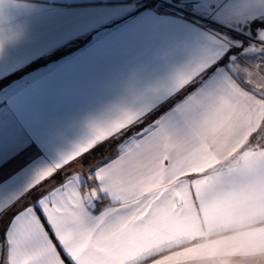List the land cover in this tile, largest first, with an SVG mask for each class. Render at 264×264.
Returning <instances> with one entry per match:
<instances>
[{
	"label": "crops",
	"instance_id": "0c3cea01",
	"mask_svg": "<svg viewBox=\"0 0 264 264\" xmlns=\"http://www.w3.org/2000/svg\"><path fill=\"white\" fill-rule=\"evenodd\" d=\"M191 12L0 0V130L35 144L0 190V264L16 213L27 264H264L240 243L264 234V55Z\"/></svg>",
	"mask_w": 264,
	"mask_h": 264
},
{
	"label": "snow or ice",
	"instance_id": "6c2138e0",
	"mask_svg": "<svg viewBox=\"0 0 264 264\" xmlns=\"http://www.w3.org/2000/svg\"><path fill=\"white\" fill-rule=\"evenodd\" d=\"M236 2L237 0H191V7L193 9L191 14L196 15L201 10H207L209 14L215 12V15L211 16L215 21L218 17L229 12ZM205 18L207 17H201V19ZM250 28L257 33L256 39L264 43V19H260L259 16H253ZM247 35L251 38L252 31H249ZM85 42L87 43V41ZM236 47H243L242 42H236ZM249 47L255 51L254 45H250ZM232 59H235V57L233 56ZM33 148H35V144L31 139L25 143L9 147L4 132L0 130V190L13 184L23 176L26 171V163L20 164L19 167L12 171H8V169L10 165L21 160L25 154L30 152ZM209 180L211 181L212 178H209ZM199 190L198 188V191ZM22 215L23 213L14 214L4 229V238L9 246V264H27L22 257L23 241L26 235V225L21 220ZM240 243L248 249L253 250L247 257L248 259L255 261L264 258V253L258 251L260 245L264 243V234L254 235Z\"/></svg>",
	"mask_w": 264,
	"mask_h": 264
},
{
	"label": "rangeland",
	"instance_id": "374dc122",
	"mask_svg": "<svg viewBox=\"0 0 264 264\" xmlns=\"http://www.w3.org/2000/svg\"><path fill=\"white\" fill-rule=\"evenodd\" d=\"M137 5V9L142 5L156 6L161 10H173L178 13L189 15L190 11H193L191 7V0H130ZM192 13V12H191ZM203 17H207L205 25L209 27L216 36L218 35L222 39L233 44L231 45L230 57H238L247 63L246 61H254V56L258 54L264 55V43L260 40H256L257 33L250 28L251 20L253 16H259L260 19H264V0H237L232 6L229 12L218 17L215 21L211 16L215 15V12L209 14L207 10H201L199 13ZM191 16V15H190ZM192 17V16H191ZM252 31V37L249 38L247 33ZM242 42L243 47H236V42ZM250 45H254L255 51L252 50ZM252 53V54H251ZM258 69L264 71V68L257 65ZM258 92V91H257ZM131 130V128H129ZM90 158H86V161H90ZM90 162H86L85 165L80 163L75 166L83 175H88L90 168ZM88 177V176H87ZM89 178H91L89 176ZM93 182V180H90ZM93 185V183H92ZM91 187V186H90Z\"/></svg>",
	"mask_w": 264,
	"mask_h": 264
},
{
	"label": "trees",
	"instance_id": "16d2710c",
	"mask_svg": "<svg viewBox=\"0 0 264 264\" xmlns=\"http://www.w3.org/2000/svg\"><path fill=\"white\" fill-rule=\"evenodd\" d=\"M145 7H147V5H142V7H140L139 9H143V8H145ZM212 70L210 69L206 74H204V76L203 77H201V78H199V79H197L195 82H193L192 84H190L189 86H188V88L183 92V94L182 95H185L187 92H189L190 90H192V89H194L195 88V86H197V84H199L210 72H211ZM18 75V73H15V74H12V75H10V76H8V77H6V78H4L3 80H2V83H7V82H9L10 80H12L15 76H17ZM181 96V95H180ZM179 95L177 96V97H180ZM105 147V144L104 145H100V146H98L97 148H96V151H101V150H103V148ZM37 209V208H36ZM37 212L40 214V216H41V218L43 219V216L41 215V213H40V211L37 209ZM52 235V234H51ZM52 238L55 240V238H54V236L52 235ZM55 242H56V240H55ZM63 257H64V259H65V261L68 263V264H71V262L66 258V256L63 254Z\"/></svg>",
	"mask_w": 264,
	"mask_h": 264
},
{
	"label": "built area",
	"instance_id": "2783aa9c",
	"mask_svg": "<svg viewBox=\"0 0 264 264\" xmlns=\"http://www.w3.org/2000/svg\"><path fill=\"white\" fill-rule=\"evenodd\" d=\"M261 139H262V141H263V143H264V130H263V132H262V134H261Z\"/></svg>",
	"mask_w": 264,
	"mask_h": 264
}]
</instances>
